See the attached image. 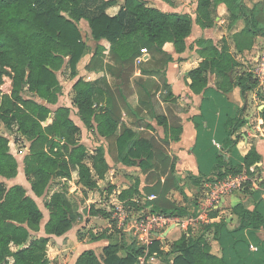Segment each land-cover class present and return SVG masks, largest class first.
<instances>
[{
  "label": "trees",
  "instance_id": "obj_1",
  "mask_svg": "<svg viewBox=\"0 0 264 264\" xmlns=\"http://www.w3.org/2000/svg\"><path fill=\"white\" fill-rule=\"evenodd\" d=\"M233 2L238 0H198L196 24L204 30L212 28L218 6ZM116 4V0H0V88L5 76L12 78L11 93L2 94L0 90V124L9 135L31 141L24 159V172L38 198L46 194L54 179L70 180L73 174H76L77 185L87 195L97 189L98 182L104 180L109 171L103 148L89 158L86 147L79 143L80 129L71 120L70 108L61 107L53 111L34 100L38 97L48 105L57 104L60 92L57 73L63 68L65 59H70L71 76H77L79 65L91 51L79 26L82 20L89 24L92 41L98 44L105 40L110 44L107 55L104 48L97 45L88 70L101 72L105 66L115 89L122 95L130 78L135 75V63L138 62L137 68L142 75L134 76V79L144 93L141 103L145 107H153V100L161 89L154 78L163 82V91L166 92L164 102H173L166 70L174 59L166 47L171 45L175 53H184L194 20L188 14L166 13L150 7L143 0H125L118 15H107L106 9ZM234 5L227 25L233 46L226 37L219 46L210 39H199L196 44L203 61L188 74L187 85L196 95L206 94L210 91L209 77L215 75L217 91L226 94L240 88L243 99H246L248 93L259 90L258 96L264 101L263 89L259 88L251 70L240 73L232 80L233 73L240 66L238 57L251 53L257 41L264 39V27L258 20L257 8L242 5L238 11ZM237 12L240 16L236 15ZM240 23L242 28L237 30ZM141 41L149 45L150 58L147 62H143L140 52L136 51ZM73 90L77 116L86 128L93 129L97 125L100 136L111 144V151L114 153L115 149L118 153L119 161L129 166L139 165L147 173V182L154 183L147 195L153 191L156 198L146 206L152 207L158 215L174 218L188 216L186 209L165 198V192L174 189L173 176L166 180L168 189L162 188L158 172L168 170L171 157L158 146L149 132L152 127L148 125L145 131L129 126L119 129L120 109L107 80L100 85L79 80ZM27 94L32 96L27 98ZM99 96L108 101L104 109L98 104ZM214 106L216 113L219 103L215 102ZM260 116L264 122V108ZM135 117L138 119L134 123H143L138 113ZM161 117L159 119L163 120L169 134L178 140L181 128L170 124L165 115ZM232 117L229 115L226 120L227 137L221 150L234 147L232 136L244 124L243 120ZM260 160V155L252 148L243 158V164L230 163V167L226 165L229 168L223 172L222 164L225 163L222 162L219 178L250 175L251 167ZM18 170L19 163L11 153L9 138L0 135V178L14 179ZM139 185L137 181L124 190L120 199L134 198L139 193ZM196 205L192 204L195 208ZM45 207L50 215L45 226L48 236H63L80 216L78 203L68 188L54 193ZM235 213L242 221L241 227L232 233L221 232L227 236L237 235L230 248L223 247L224 251L232 249L237 256L235 264H245L247 259L264 264L262 248L259 246L257 252H251L250 244L243 235L246 228L256 229L263 225L264 216L250 212L242 205L235 209ZM91 215L110 216L105 210L95 208L91 210ZM43 217L40 207L23 186L8 188L0 181V264H51L47 254L49 238H35L34 235L40 232ZM222 228L223 225L220 226ZM216 237L223 245L222 237ZM207 245L201 238L191 240L181 236L172 245L171 254L178 255L173 264H230L226 257L218 259L212 256ZM122 250L126 251V257L121 256ZM142 253L143 248L135 240L124 247L110 245L104 249V264H137ZM163 253L161 238L155 237L148 259L158 261ZM244 253L246 257H243ZM77 264L101 262L92 251H87Z\"/></svg>",
  "mask_w": 264,
  "mask_h": 264
},
{
  "label": "crops",
  "instance_id": "obj_2",
  "mask_svg": "<svg viewBox=\"0 0 264 264\" xmlns=\"http://www.w3.org/2000/svg\"><path fill=\"white\" fill-rule=\"evenodd\" d=\"M116 1L117 4L115 6L109 7L105 11L111 17L118 15L125 3V0ZM143 1L148 6L166 13L188 14L194 20L192 33L186 40L187 50L184 53H175L171 45L166 47V50L174 59L173 62L169 63L166 70V80L172 89L173 102L169 104L164 102L163 97L166 92L163 91V82L153 77V80L161 86V89L153 100V107L151 105V108H148L141 103L143 98H145L144 93L134 79L142 75L140 68H137L138 62L135 63V77L130 78L122 95L115 89V83H113V80L108 75L105 66L101 72L88 70L87 66L91 62L97 45L102 46L105 50L104 54L107 55L110 50V44L105 40L100 41L98 44L92 41L90 39L91 31L89 24L87 21L82 20L79 26L91 51L79 65L77 76H71L69 69L70 59H65L63 68L57 73L60 83L57 104L48 105L38 97H35L34 100L47 105L53 111L61 107L71 109V120L80 129L79 143L86 147L88 157L91 158L99 148H103L106 152L105 156L107 164L109 165V171L105 179L98 182V187L95 191L88 192L85 195L77 185L76 174H73L70 180L56 178L51 182L43 197H36L24 172V159L29 152L31 141L23 137L22 140L25 141L26 146L24 153L18 157L11 151L19 163L17 177L11 180L0 178V181L6 183L8 188L15 185L23 186L28 195L27 188H29L31 192L29 196L36 203L37 199L41 200L44 198V201L47 202L54 193L61 192L64 188H68L73 196L77 195V198H74L77 200L80 216L69 232L63 236H48L45 233V226L50 218L49 212H47V214L43 213L44 217L41 222L40 232L34 234L36 236L35 238H49L47 254L51 264H77L78 259L87 251H92L101 264H104V249L106 247L110 245L124 247L131 243L126 241L124 237H121L120 234H113L117 228L123 231L124 234L126 233L123 229L119 228L120 226L114 223L115 221L112 219L110 212L117 209V207L125 208L131 205L141 207L143 210L147 204L145 203V198L154 196L153 191H150L152 193L147 195L148 190H151L154 185V183L147 182V173L145 174L139 165L129 166L120 162L118 153H115L116 150L114 149L113 153L111 151V144L100 136L97 125L93 129H87L77 116L78 109L73 104V88L79 80L91 82L96 85H100L107 80L113 88L116 106L120 109L119 129L129 126L134 129L140 128V131H145L148 125H150L152 131L150 130L149 132L155 137L158 146L171 157V164L168 170L166 172L162 170L158 172L161 179V186L162 188L168 189L169 184L166 180L173 176L174 182H172V185L174 189L170 192H165V198L177 206L186 209L189 215L180 217L176 226L167 229L160 236L164 253L158 261L149 260L151 264H173V261L178 255L171 254L172 245L183 235L191 240L203 239L208 244L207 246L212 256L218 259L226 257L228 263L235 264L237 262L235 253L232 249L224 251L223 247L230 248L229 246L232 245L234 237L237 235H222L226 234V232H235L241 227L242 221L235 213V209L242 205L248 211L264 216V122L260 116V112L264 108V101L258 96L259 90L248 93L246 99H243L240 88H234L230 92L223 94L216 90L215 75H210L209 77L208 88H210V91L206 92V94L196 95L187 85L188 74L203 61L198 54L199 48L196 44L199 39H210L219 46L222 39L226 37L232 45L231 39L229 38L230 33L225 28V25L227 19L231 16V10L233 11V5L236 2H233L231 5H219L216 10L217 14H215L214 26L204 30L195 22L198 0ZM245 6L252 9V6L249 4ZM236 15L240 16V13L237 12ZM241 28L242 23L239 24L237 30ZM148 48L149 45L145 41H141L136 48V51L140 52L143 62H147L150 58ZM259 52L261 51L253 50L244 57H238L240 66L233 73L232 80L240 73L251 70H246L245 66L247 63L244 58L254 55L255 59ZM29 95L30 98L32 95ZM124 100L127 105L124 103ZM215 102L219 103V110L216 113L214 108ZM107 103V99L99 96L98 104L100 107L104 109ZM136 113L144 120L139 125L134 123L138 119L135 117ZM163 115L168 118L170 124H175L178 128H181L178 140L173 139L175 137L169 134L163 124V120L160 121L159 117ZM229 115L233 116L232 118L237 117L243 120L244 124L232 136L234 147L221 150V145H225L227 137L225 124ZM5 133L4 136L9 138L11 146L10 137L14 136L9 135L7 131ZM165 140H168V143H165ZM252 148L256 149L261 160L251 167L250 175L247 173L242 174L248 177V181L243 190L227 195L222 202V207L211 209L207 213L206 220L189 222V218H199L201 214H204L206 206L209 203L207 195L208 187L232 176L228 175L223 179L219 178L218 174L221 163H225L222 164L223 172L230 167V163L235 165L243 164V158ZM226 165H229V167H226ZM137 181L140 182L138 195L134 198L120 199L121 193L135 185ZM105 183L109 186H102ZM62 186H64L63 189H61ZM103 193H106L107 202L105 207L104 205H100L98 201L103 198ZM192 204H197L196 208ZM93 208L96 210H105L110 215L109 218L91 215ZM96 225L108 227L110 230L107 228L98 233L96 230H93ZM221 225H223V230L220 229ZM243 235L250 244L251 252H257L259 246L262 248L261 253L264 251V224L256 229L246 228L243 231ZM216 236L222 237L223 245ZM134 240L137 242V245H140L136 239ZM13 250H16V248H13ZM121 256L126 257V251L122 250ZM243 257H246L245 253ZM245 264H261V262L247 259Z\"/></svg>",
  "mask_w": 264,
  "mask_h": 264
},
{
  "label": "built area",
  "instance_id": "obj_3",
  "mask_svg": "<svg viewBox=\"0 0 264 264\" xmlns=\"http://www.w3.org/2000/svg\"><path fill=\"white\" fill-rule=\"evenodd\" d=\"M143 60V58H141ZM254 67L251 71L255 79L259 82V88L264 89V51L258 53L254 59ZM248 181L245 175L230 176L221 181H218L208 187V205L199 218H189V222H198L206 220L207 213L211 209H218L222 207V202L225 197L234 192H241ZM155 196L145 198V203L155 200ZM119 217L120 229H123L128 237L136 239L143 248L142 255L138 258L137 264H151L149 261L150 248L154 244V238L164 234V232L176 226L179 218L169 217L165 215H158L153 212L152 207L145 206V208L136 216L130 210L117 208Z\"/></svg>",
  "mask_w": 264,
  "mask_h": 264
},
{
  "label": "rangeland",
  "instance_id": "obj_4",
  "mask_svg": "<svg viewBox=\"0 0 264 264\" xmlns=\"http://www.w3.org/2000/svg\"><path fill=\"white\" fill-rule=\"evenodd\" d=\"M246 4L251 5L252 8L255 5V7L257 8L256 9L257 13H258V20H259L260 24L264 27V0H238V2L234 6L239 11V8H241L242 5H246ZM216 14H217V11H216ZM227 25H228V19H227L225 28H227ZM219 45H220V43H219ZM254 51H264V39H259L257 41L256 48L254 49ZM244 59L246 60V63H247V65L245 66L246 70L252 69L254 67V64H255L254 55H252V56L250 55L248 57H245ZM0 90H1L2 94H10L11 93V90H12V78L10 76H5L4 83L1 86ZM261 91L264 94V89L261 90ZM27 96L29 97L30 95L27 94ZM5 131L6 130H5L4 126L2 124H0V134H3V135L6 134ZM10 139H11V151L15 155L20 157L24 153V149L26 148L25 141H23L22 138L15 137V136L14 137H10ZM107 185L108 184L105 183L102 186H107ZM52 188H53V186H52ZM63 188H64V186L61 187V189H63ZM27 190H28L29 195H31V192H30L29 188H27ZM83 196L85 197L84 194H83ZM74 197L77 198V195H75ZM102 197L103 198L98 200V201L100 202L99 203L100 205H104V207H105V204L107 202L106 193L105 194L103 193ZM44 200H45V198L41 199V200L37 199V203H38L39 207L41 208V210L43 211V213L47 214V212H49V211L45 207V203L46 202ZM125 208L130 210L136 216L142 211L141 207L139 208V207H135L133 205L125 207ZM110 214H111L112 219H114V221H115L114 223L116 225H118L119 224V217L115 216V215L118 214L117 209L111 211ZM107 228L106 227H100L99 225H96V227L93 230H96L98 233H100V232L106 230ZM108 230H110V229L108 228ZM113 234H120L121 237H124V239H126V241H129V242L134 240L133 237H128L126 234L123 233V231L118 230V228L114 230Z\"/></svg>",
  "mask_w": 264,
  "mask_h": 264
}]
</instances>
